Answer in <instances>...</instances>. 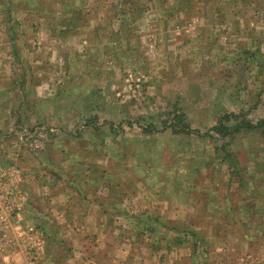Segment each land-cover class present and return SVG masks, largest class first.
Returning <instances> with one entry per match:
<instances>
[{
    "label": "rangeland",
    "instance_id": "1",
    "mask_svg": "<svg viewBox=\"0 0 264 264\" xmlns=\"http://www.w3.org/2000/svg\"><path fill=\"white\" fill-rule=\"evenodd\" d=\"M12 1L20 16L44 15L53 37L50 59L30 65L2 96L14 109L0 122V194L16 195L1 203L29 201L22 224H34L46 242L28 258L194 264L190 245L156 251L136 240V223L151 215L207 230L225 255L212 264H264V137L242 132L224 145L169 127L178 115L202 135L225 114L264 121V0L207 6L211 23L202 10L192 16L195 0L191 17L173 10L177 0L133 1L139 9L128 0ZM63 21L77 28L60 37L53 27ZM36 35L19 45L40 53L47 39ZM228 151L245 171L226 161ZM26 254L9 241L0 264H26Z\"/></svg>",
    "mask_w": 264,
    "mask_h": 264
},
{
    "label": "trees",
    "instance_id": "2",
    "mask_svg": "<svg viewBox=\"0 0 264 264\" xmlns=\"http://www.w3.org/2000/svg\"><path fill=\"white\" fill-rule=\"evenodd\" d=\"M128 1H131L130 2L132 5L131 9L133 8L139 9L137 5L133 2L135 0H128ZM232 1H234V4L236 3L237 5L236 1L238 0H231V2ZM184 2H187V6H183ZM184 2L177 0L176 4H174L175 7L173 8V10L177 9L180 12H183L185 15L188 14L191 17V14L193 13L192 8L198 6L199 7L198 13L195 12L194 14H192V16L197 15V14L199 15V13L202 10L204 11L203 14H205V17L208 16L209 23H211V21H210L209 11L206 12L207 6H212L216 10L220 6H224L223 0H195L193 2L194 5H192V8L189 9L188 4L190 3V0H184ZM125 3H128V2H125ZM163 5H159L160 9H158L159 11L158 14L160 16L161 15L165 16L167 13L165 10L166 3H163ZM124 6H126V4ZM204 6H205V9H204ZM157 7L158 6H156V8ZM218 11L220 12V10ZM81 13L82 12L80 9L73 8V10L71 11V14L76 15L78 18L81 15ZM126 15H127V11L121 10V12L118 14V17L119 16L125 17ZM225 17H226L225 14L218 13V20L216 22H218L219 24L225 22L226 20ZM212 19H215V18H212ZM78 27L80 28V26ZM73 28H75V24L74 25H72L71 23L67 24L66 21H63V22H59L57 28L53 27V32L57 34L59 31L58 33L59 35L58 34L57 35L60 37H63L64 35L69 34L71 30H73ZM185 118L186 117L184 115L183 116L178 115L175 118L174 124L169 126L172 129L173 134L175 135H183V134L196 135L197 138H199L202 141L205 140L206 137H210V138L218 137L221 143H224V145H228L227 140L229 141V140L234 139L235 142H238L237 138L242 132L245 135L260 133V135L264 137V121H259L258 123H254L251 120H248L246 117H242L239 115L237 116L234 114H225L219 119L218 123L211 129V131H208V133H206L205 135H202L197 131H193L186 124ZM237 121H239L237 124L233 126L229 125L231 122L235 123ZM225 150L226 149L224 148V151ZM234 153L235 152L228 151L227 155H225L226 161H230L231 162L230 164L234 168H235V163H236V166L240 168L241 172L245 171L246 169L242 168V166L236 159V156L234 155ZM241 175L243 174H238L237 176H241ZM136 224H137L136 226H138L140 230L139 234L136 237L137 238L136 240L142 241L143 245L144 244L150 245V247L154 248L156 251H161L160 247L163 243H165L169 248H174V247L183 246V245H190L192 246V250H193L192 258L195 262L194 264H212V259H214L215 256L218 255V259H220L221 256H225V255H222L221 253L216 254L217 251L213 250V244H214L215 237L210 238L208 236L209 234L207 230L206 232L203 230L201 231V228L200 230H195L197 228H193L192 226L187 225L185 223H175V222L166 223V222H163V220H161L160 218H157L151 215L146 216L144 220H141V221L139 220V222ZM131 226L133 227V225ZM157 226H159L160 228H158ZM130 229L134 231L136 230V227L134 228V230L132 228ZM127 231H129V229ZM215 233L220 235L221 231L219 229H216ZM131 239L134 240L133 237ZM151 239H153L154 241L152 244H150L149 242V240Z\"/></svg>",
    "mask_w": 264,
    "mask_h": 264
},
{
    "label": "crops",
    "instance_id": "3",
    "mask_svg": "<svg viewBox=\"0 0 264 264\" xmlns=\"http://www.w3.org/2000/svg\"><path fill=\"white\" fill-rule=\"evenodd\" d=\"M19 8L20 7L18 6V4L13 3L12 0H0V122H2L3 115L6 112L10 110L12 112V110L14 109L12 107V104L10 105V107H8L6 104L4 105L5 107L3 106V88L10 87L11 83L15 82L17 77H24L27 74V71H30V69L33 70L32 66L30 67V65H42L44 63V60L50 59L48 58V56L52 52L53 48V45L48 42L51 38H53L52 30H50L46 26H43L45 16H38L39 11H36L37 15L31 18L27 16V12L24 13V16H20ZM18 25H21L20 29ZM34 34H37L36 36H38L42 40L47 39L46 42H43V47H41L40 53H36V50L32 51V46L30 47L27 43L21 44L22 46L19 45L20 41L22 42V38L27 41L29 38H33ZM82 43L86 47L87 45L89 46L88 40L84 42L82 41ZM24 45L29 49V51L31 52L30 54L26 53L27 51L23 52L22 49L24 48ZM124 46H122L123 51L125 49ZM34 53H36L37 56H35ZM211 70L212 67L208 66V68L205 69V72H209ZM19 72H21L22 75L19 74ZM218 81L219 80H216V82ZM216 82L213 80L212 83H207L206 86H214ZM27 204V207L25 206L24 208H22L20 212L21 216L23 215L26 217V212L29 208ZM31 225L34 224L31 223ZM4 243L1 240L0 235V247L6 246L7 243Z\"/></svg>",
    "mask_w": 264,
    "mask_h": 264
},
{
    "label": "built area",
    "instance_id": "4",
    "mask_svg": "<svg viewBox=\"0 0 264 264\" xmlns=\"http://www.w3.org/2000/svg\"><path fill=\"white\" fill-rule=\"evenodd\" d=\"M6 175L2 176L4 179ZM16 191V190H15ZM8 195L9 198H14L15 192L9 191L5 194H0V235L3 243H8L9 241L15 242L18 246H21L22 251H27L26 255H23L24 262L26 264H34L31 258H28L29 253L41 252L45 248L44 235L41 233L40 229L35 225L24 226L22 224V218L20 212L21 207H15L13 202L11 206H5L2 199ZM12 196V197H11ZM4 243V244H5ZM36 261V260H35Z\"/></svg>",
    "mask_w": 264,
    "mask_h": 264
}]
</instances>
